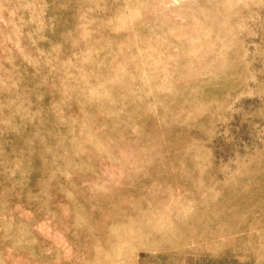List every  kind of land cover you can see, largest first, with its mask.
Instances as JSON below:
<instances>
[{
    "label": "rangeland",
    "instance_id": "374dc122",
    "mask_svg": "<svg viewBox=\"0 0 264 264\" xmlns=\"http://www.w3.org/2000/svg\"><path fill=\"white\" fill-rule=\"evenodd\" d=\"M0 264H264V0H0Z\"/></svg>",
    "mask_w": 264,
    "mask_h": 264
}]
</instances>
